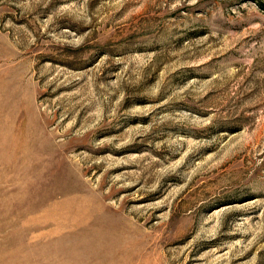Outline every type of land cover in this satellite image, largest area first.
<instances>
[{"label": "rangeland", "instance_id": "obj_1", "mask_svg": "<svg viewBox=\"0 0 264 264\" xmlns=\"http://www.w3.org/2000/svg\"><path fill=\"white\" fill-rule=\"evenodd\" d=\"M0 264H264V0H0Z\"/></svg>", "mask_w": 264, "mask_h": 264}]
</instances>
